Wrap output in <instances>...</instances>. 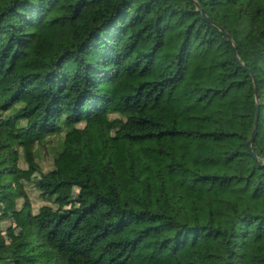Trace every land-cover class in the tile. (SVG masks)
<instances>
[{
    "label": "trees",
    "instance_id": "16d2710c",
    "mask_svg": "<svg viewBox=\"0 0 264 264\" xmlns=\"http://www.w3.org/2000/svg\"><path fill=\"white\" fill-rule=\"evenodd\" d=\"M25 181L76 206L0 213V264H264V0H0L1 209Z\"/></svg>",
    "mask_w": 264,
    "mask_h": 264
},
{
    "label": "rangeland",
    "instance_id": "374dc122",
    "mask_svg": "<svg viewBox=\"0 0 264 264\" xmlns=\"http://www.w3.org/2000/svg\"><path fill=\"white\" fill-rule=\"evenodd\" d=\"M62 140L58 136L48 138V141L36 147L37 162L44 171L53 167L54 157L61 148ZM18 153V152H17ZM18 165L27 169L30 177L38 174L31 170L25 162L24 156L18 154ZM12 198L6 200L0 208V213L7 212L8 216L3 220L2 226L5 237L10 240L26 224L30 213H37L41 210L55 209L63 210L76 206V191L69 202H56L51 200L47 194L37 191L31 183L26 182L22 187L17 186Z\"/></svg>",
    "mask_w": 264,
    "mask_h": 264
},
{
    "label": "water",
    "instance_id": "95a60500",
    "mask_svg": "<svg viewBox=\"0 0 264 264\" xmlns=\"http://www.w3.org/2000/svg\"><path fill=\"white\" fill-rule=\"evenodd\" d=\"M206 16V15H205ZM229 38L230 35H228ZM254 81H255V85H256V100L258 102V105H257V113H256V120H255V126H254V130H253V133H252V136H251V139L249 140L248 142V145H249V148H250V151L251 153L256 156V154L253 152L252 150V143L257 135V132H258V125H259V116H260V104H259V90H258V86H257V80H256V77L254 76Z\"/></svg>",
    "mask_w": 264,
    "mask_h": 264
}]
</instances>
